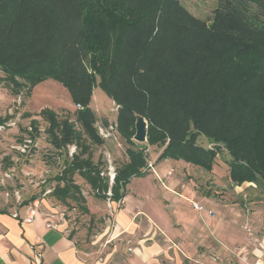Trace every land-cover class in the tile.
I'll use <instances>...</instances> for the list:
<instances>
[{
	"label": "rangeland",
	"instance_id": "obj_1",
	"mask_svg": "<svg viewBox=\"0 0 264 264\" xmlns=\"http://www.w3.org/2000/svg\"><path fill=\"white\" fill-rule=\"evenodd\" d=\"M76 8L75 0H0L1 14H5L14 24L11 36L7 39L0 38V61L16 53L17 57L11 58L10 64L23 68L33 62L30 60L35 61L42 58L43 54L37 52H39L41 46L48 44V32L52 29L48 26V22H52V20H48L46 15L51 9H55L63 32L67 59L72 60V62H81L85 54L76 45L80 30V19ZM166 8L169 10L168 15H172V12H174L169 17L168 24L165 26L166 30L159 32L156 30V34H152L151 29L154 28H147L148 32L147 30L144 32L146 34L138 35L134 40V47L132 46V49L128 52V61L131 62L132 59L141 55L146 43L154 40L152 35L157 36L155 39L158 41L155 40L156 43L152 45L150 53L151 62H155L158 66L160 63L158 60L170 61L168 65L171 66L167 68L164 65L160 71L156 69V74L163 79L167 73L173 71L174 74L171 79H176L175 75L177 74L181 77L186 75L192 79V85L186 88L175 86L176 84L173 81L171 83L172 88L175 87L179 91H188L183 92L184 96L180 98L186 113L191 110L205 108L209 113L213 112L218 117L206 118L207 116L204 114V124L212 128V119H215V126L218 127L227 123L230 127L229 131H233L235 137L244 135L243 138L245 139L247 133L244 128L247 122L251 120L252 109L245 114L236 112V109L242 107V102H245L244 94L248 90L246 91L244 87L240 88L236 82L231 80L233 79L232 69L226 62L225 53L228 42L220 35L223 30L230 31L234 29V21L229 16H223L220 21L222 11L219 0H185L168 4ZM13 9L15 10L14 14L10 13ZM253 9L254 14H257L261 7L253 6ZM182 22H187L193 26L189 35L177 28V24ZM216 23L218 26H216ZM205 31L208 32L206 35L208 38L217 33L218 38L214 46H207L208 38H197L198 34ZM27 38L31 41V46L27 51L19 52L21 45L18 44L24 42L23 40ZM263 42H256L255 47V53L261 65H264ZM76 69H68L66 75L72 79L74 91L84 93L85 84L84 81L79 79V73ZM208 71L211 72L208 73ZM207 73L209 75L218 73L221 81L213 79L214 76L202 77L208 75ZM262 73L264 74V68ZM2 76L3 73L0 72V77ZM30 79L32 78H22L19 81L27 84ZM255 85L256 89L253 95L246 97L250 99V105L254 104L258 96L260 82L256 83L255 81L253 86ZM128 88L131 90L130 86ZM11 89L0 85V126L4 127L0 131V157L3 158L2 161L5 158L3 164L6 166L4 167H12L15 170L14 175L17 177L15 179L19 181L18 187L10 189V191H20L21 203L24 200L35 198V201L39 204L34 207H44L47 212L49 205L50 214L69 225V232L73 234L80 245L79 249L82 256L86 259L90 258L91 263L106 264L114 247L121 245V242H123L120 236H115V225L116 216L124 206L125 200L121 204H114L99 199L97 192L93 191L90 185L79 175H76L74 180L80 187V193L83 197L82 204H78L74 200L63 203L52 194L57 185L56 177L62 173L66 163L71 161L72 157L78 154L80 150L76 146L71 147L69 150L70 158L66 153L64 155L56 151L48 142L46 131L49 124L43 113L50 110L55 112L59 119H68L70 122L76 123V111L82 109L78 108L70 89L58 79L47 78L36 84L29 94H27V89H24L20 96H13ZM260 103L261 101L257 106ZM223 104L230 105L232 110L230 116L225 115L221 110ZM89 108L96 115V128L99 132L103 129L104 132L111 135L110 138L105 139L104 146L92 147L93 159L95 162L101 161L104 163L101 170L106 176L107 173L109 174L110 168H113L116 172L118 167L128 161L127 148L129 139L135 133L133 131L135 119L132 114L122 111L121 106L113 102L110 96L100 87L94 90ZM205 109H203L204 112ZM168 123L171 124L170 130L174 131L177 136L190 135L186 133L188 129L185 132V127L182 124L177 125L174 121ZM76 126L80 129L78 124ZM33 128L38 129L39 135L36 140L27 144L28 148L24 147L28 139L31 138L30 133L33 132ZM191 131L198 134L202 133L197 140V145L202 147V150L215 149L205 135L206 133L211 134L208 130L200 127L198 130L192 128ZM191 131L188 132L192 133ZM131 140L134 141L133 138ZM244 143L242 142V144ZM17 147H24L23 149L27 153H21L20 150H17ZM131 147L135 150L139 148L147 150L149 169H151V164L155 167L154 171L157 173H160V167L162 169L173 168L174 176L171 178L172 180H178L179 175L183 176L182 168H186L190 173V177H193L191 180L197 183L198 186L196 187L201 188L203 191L210 189L212 178L221 183L227 180L228 176L230 177L232 159L225 151L226 147L219 148L221 151L217 153L216 161L211 163L210 169L185 160H159L164 151L162 146L159 144L150 145L149 141L144 144L136 143ZM244 148H247V146H244ZM153 159L154 162L152 163ZM156 178L153 174L147 173L141 178L134 179L128 188L130 190L133 187L139 198L149 196L152 194L151 185L158 183ZM110 193L111 191L108 192V197L112 196V193ZM114 207H117L115 211L112 209ZM83 208L90 210V213H86ZM92 258L95 260L92 261Z\"/></svg>",
	"mask_w": 264,
	"mask_h": 264
},
{
	"label": "trees",
	"instance_id": "obj_2",
	"mask_svg": "<svg viewBox=\"0 0 264 264\" xmlns=\"http://www.w3.org/2000/svg\"><path fill=\"white\" fill-rule=\"evenodd\" d=\"M180 1L185 0H75L77 15L80 19L76 45L85 54L81 62H72L67 59L63 32L55 9H51L46 15L48 20H52L48 22L49 28L52 29L48 32V44L41 46L37 52L43 54L42 58L30 60L33 62L29 61L30 63L23 68L10 64V59L17 57L16 53L0 61V72L3 73L0 77V85L8 89L12 88L13 96H20L24 89H27L29 94L39 82L54 78L70 89L76 104L81 106L82 110L76 111V123L68 119L61 120L55 112L50 110L43 113L49 124L46 131L48 142L53 148L64 155L65 153L69 155V150L73 146L80 150L56 177L57 185L52 194L57 200L63 203L68 200H74L78 204L83 203L80 187L74 180L75 176L79 175L93 191L97 192L99 199L111 198L119 202L127 196L125 190L127 185L150 172L147 150L145 148L135 150L131 147L136 144L131 140L136 134L135 127L133 129L135 133L129 139L127 148L128 161L116 170L113 186L109 187V178L101 177V168L104 163L94 161L92 147H102L106 141L96 128L95 113L89 108L93 92L98 87L102 88L113 102L121 106L122 111L133 115L135 125L136 115H141L148 120L149 144H159L164 150L159 160H185L210 169L211 163L216 161L217 153L221 151L219 148L226 147L225 151L232 159L230 166L232 182L264 183V74L262 73L264 65H261L255 53L256 42L264 41V0H219L222 11L220 21L223 16H229L235 23L234 29L220 32V35L228 42L225 53L226 62L232 69L233 79L231 80L240 88L244 87L246 91L248 90L244 94L245 102H242V107L236 109V112L245 114L252 109L251 120L244 128L247 133L245 139L244 135L235 137L233 131H229L230 127L227 123L218 127L215 126V119H212V128L204 124V114L206 118L218 117L205 108L199 107L200 110H191L186 113L180 98L184 96L183 92L188 91L172 88L171 83L173 81L175 86L186 88L192 85V79L178 74L175 75L176 79H171L173 71L167 73L163 79L156 74L157 70L163 69L164 65L167 68L171 66L168 65L170 61L158 60L160 62L158 66L155 62H151L150 53L152 45L158 41L155 39L157 36L152 35L154 40L146 43L141 55L132 59L131 62L128 61V52L132 46L134 47L135 38L146 34L144 32L147 28H154L151 29L152 34H156V30L158 32L166 30L165 26L168 24L169 17L174 14L172 12V15H168L169 10L166 6ZM253 6L261 7L257 14H254ZM14 9L10 13L14 14ZM7 19L5 14H1L0 9L1 39H7L12 34L14 24ZM177 25V28L186 32L187 35L192 32L193 26L187 22ZM216 26H218L217 23ZM207 33L205 31L198 34L197 38L207 39ZM217 38V33L211 35L207 46H214ZM23 41L18 44L22 49L18 50L19 52H25L31 46L29 38ZM68 69L78 70V77L85 84L84 93L74 91L72 79L66 75ZM212 76H214L213 79L221 81L218 73L202 77ZM29 77L32 79L28 80L27 84L19 81ZM255 81L260 82L259 93L254 104L250 105V99L246 97L255 92L256 85L253 86ZM260 101V105L257 106ZM184 102L187 103V101ZM221 110L227 116L232 114L230 105L223 104ZM170 121L176 122L177 125L182 124L185 132L187 129L191 131L192 128L198 130L204 127L211 133L205 135L215 149L202 150V147L197 145V140L202 133L187 131L186 133L190 135L177 136L170 130L171 124L168 123ZM77 124L80 129L77 128ZM32 131L30 139L36 140L39 131L37 128H33ZM242 142L245 143L242 144ZM109 191L112 193L111 197L107 195ZM83 210L90 213L87 208Z\"/></svg>",
	"mask_w": 264,
	"mask_h": 264
},
{
	"label": "crops",
	"instance_id": "obj_3",
	"mask_svg": "<svg viewBox=\"0 0 264 264\" xmlns=\"http://www.w3.org/2000/svg\"><path fill=\"white\" fill-rule=\"evenodd\" d=\"M2 159L0 264H102L82 256L69 225L51 215L49 205L47 212L34 207L39 204L35 198L21 203L20 191H10L19 185L15 170L4 167ZM150 168L159 183L151 185V195L139 198L129 184L122 201L104 200H125L115 225V236L124 243L114 247L106 264H264V183L212 178L210 189L203 191L186 168L178 180L171 179L173 168L160 167L161 174Z\"/></svg>",
	"mask_w": 264,
	"mask_h": 264
},
{
	"label": "water",
	"instance_id": "obj_4",
	"mask_svg": "<svg viewBox=\"0 0 264 264\" xmlns=\"http://www.w3.org/2000/svg\"><path fill=\"white\" fill-rule=\"evenodd\" d=\"M136 134L134 136V141L136 143H147L148 142V133H149V122L148 120L141 116L136 115Z\"/></svg>",
	"mask_w": 264,
	"mask_h": 264
},
{
	"label": "built area",
	"instance_id": "obj_5",
	"mask_svg": "<svg viewBox=\"0 0 264 264\" xmlns=\"http://www.w3.org/2000/svg\"><path fill=\"white\" fill-rule=\"evenodd\" d=\"M78 108L81 109V106L78 105ZM4 129V127L0 126V131H2ZM102 135V137H104V139H108L111 137V135H109L108 133L104 132L103 129H101V132H100ZM29 142V143H28ZM30 142L32 143L33 140L32 139H28L27 143H25L24 147H27L28 148V145L27 144H30ZM24 147H17V150H20L21 153H27L23 148ZM109 180H110V183L111 184H114L115 182V179H116V172L114 171H110L109 173ZM111 194V193H110ZM194 207L196 210L202 212L204 210V207L198 205V204H194ZM212 215V213H210ZM35 217V212L33 211L31 213V215L29 216V218L26 220L27 222L31 223L33 221V218Z\"/></svg>",
	"mask_w": 264,
	"mask_h": 264
}]
</instances>
